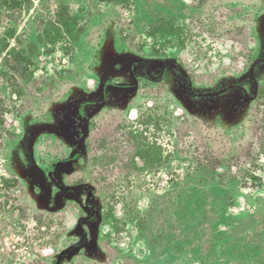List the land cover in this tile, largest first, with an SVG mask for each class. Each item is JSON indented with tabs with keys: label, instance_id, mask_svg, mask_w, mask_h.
I'll use <instances>...</instances> for the list:
<instances>
[{
	"label": "rangeland",
	"instance_id": "rangeland-1",
	"mask_svg": "<svg viewBox=\"0 0 264 264\" xmlns=\"http://www.w3.org/2000/svg\"><path fill=\"white\" fill-rule=\"evenodd\" d=\"M63 2L84 30L46 45ZM9 27L34 49L30 76L0 54V264H194V197L220 184L230 217L264 213V0H32ZM155 209L187 222L164 247Z\"/></svg>",
	"mask_w": 264,
	"mask_h": 264
},
{
	"label": "trees",
	"instance_id": "trees-1",
	"mask_svg": "<svg viewBox=\"0 0 264 264\" xmlns=\"http://www.w3.org/2000/svg\"><path fill=\"white\" fill-rule=\"evenodd\" d=\"M89 2L127 4L128 0H89ZM30 4H32V0H0V16L12 12L20 13ZM57 17L60 20V29H55L56 32L52 30L50 23L39 24V26L44 27L40 36H42L45 44H54L56 40L62 38V35L72 42L80 40V35L84 29L80 26L81 22L77 20L76 15L70 12L64 2L59 6ZM14 33V28L9 27L5 35L0 36V54L1 51H6L8 64L17 77H20V74L24 72L30 76L27 68L31 65V60L27 56V52L34 49V44L28 46L30 48L26 50L27 52L23 49H17L19 47L17 45L10 46L9 39ZM0 76H6L2 69H0ZM230 88L232 87L205 96L221 95ZM258 89L260 93L264 90L263 87ZM0 127L3 128L2 118H0ZM205 166L209 169L213 167L211 164ZM207 185L208 183L204 184V186ZM219 186L221 187L213 189L216 192L213 197H206L203 191L199 192L198 197H194V234H190V238H194V264H264V213L257 209L249 215L230 217L227 215L230 204L229 193L223 191L222 184ZM172 196L174 195L166 194L162 198L170 200ZM155 211L154 216L151 213L146 225L154 226L151 220L155 223L158 220L161 227H156L154 232L155 227H147L144 233L145 239L147 240V247L155 244L158 247H164L163 241L177 233L176 230L170 228L178 226L177 229L181 232L187 222L183 218L184 214H182L180 218L175 219L176 223L173 224L176 226H174L172 223L169 224L172 216L170 210L164 212L165 210L155 209ZM181 211L182 208L179 212ZM160 230H164L162 235ZM177 249L180 248L177 247Z\"/></svg>",
	"mask_w": 264,
	"mask_h": 264
},
{
	"label": "flooded vegetation",
	"instance_id": "flooded-vegetation-1",
	"mask_svg": "<svg viewBox=\"0 0 264 264\" xmlns=\"http://www.w3.org/2000/svg\"><path fill=\"white\" fill-rule=\"evenodd\" d=\"M137 69H142V71H143V73L145 74L144 76H146L147 78H148V80H150V82H151V80H156V79H158L159 78V76L161 75H159V76H156V75H153V73H152V68H150V66L147 64H145V63H141L138 67H137ZM151 69V70H150ZM137 71V70H136ZM163 71H164V68H163V70H162V72L161 73H163ZM128 77H129V74H128ZM107 85H109V83H107ZM227 88V87H226ZM219 90H223V89H217V90H215V91H213V92H216V91H219ZM212 93V92H211ZM210 94V93H209ZM222 95V94H221ZM214 96H219V95H214ZM102 104H104V103H102ZM95 108H91V110H94ZM93 112H95V111H93ZM91 114V113H90ZM89 114V115H90ZM64 124H66V123H64ZM69 136H72V132L70 131V135Z\"/></svg>",
	"mask_w": 264,
	"mask_h": 264
},
{
	"label": "water",
	"instance_id": "water-1",
	"mask_svg": "<svg viewBox=\"0 0 264 264\" xmlns=\"http://www.w3.org/2000/svg\"><path fill=\"white\" fill-rule=\"evenodd\" d=\"M187 85H188V88H189V90H190V84H189V82H187ZM112 86H114V85H112ZM234 87H232V88H230V90L231 89H233ZM205 97V96H204ZM207 97V96H206ZM81 112H82V110H81ZM82 114H83V112H82ZM86 120V118H84V121ZM84 130H85V127L82 129V136H81V139H80V142L83 140V138H84ZM79 148L77 149V151H76V153H75V155L77 154V153H79ZM75 155L72 157V159H74L75 158ZM60 164H58V166H59ZM57 166V165H56ZM53 167H55V166H52L51 168H49L48 169V173H47V176H48V179L50 180V182H51V184H53L54 186H57L58 187V185L55 183V181L53 180V177H52V170H53ZM69 189H65V191H68ZM59 259L61 258V255L58 257Z\"/></svg>",
	"mask_w": 264,
	"mask_h": 264
}]
</instances>
